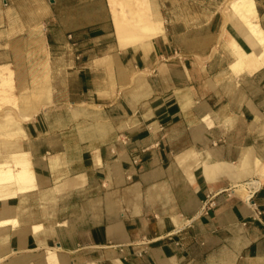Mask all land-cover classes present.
Returning a JSON list of instances; mask_svg holds the SVG:
<instances>
[{"label": "crops", "instance_id": "0c3cea01", "mask_svg": "<svg viewBox=\"0 0 264 264\" xmlns=\"http://www.w3.org/2000/svg\"><path fill=\"white\" fill-rule=\"evenodd\" d=\"M109 1L0 0V163L31 176L0 264H264L254 41L226 0H142L123 47Z\"/></svg>", "mask_w": 264, "mask_h": 264}, {"label": "bare ground", "instance_id": "6f19581e", "mask_svg": "<svg viewBox=\"0 0 264 264\" xmlns=\"http://www.w3.org/2000/svg\"><path fill=\"white\" fill-rule=\"evenodd\" d=\"M109 3L112 8L111 10L113 11L114 24H115L118 40L121 46L124 47L131 43H134L135 41L138 40L141 32L149 31L148 29L151 22L149 24L147 18L143 16L145 13V9L143 8L142 0H110ZM228 9H230V11L234 14V16L237 17V20L240 23V25L246 28L249 36L254 41V42L251 41V44L254 43V47L257 50H259V53L257 52V54L255 52L251 55H247L243 53L240 50V48L237 47V45L234 44L233 48L236 50V53L239 58L237 59L239 60L238 68L239 66L241 67L242 65H247V64L253 65L255 67L264 66V30H262L260 25L257 23L254 1L231 0ZM126 10L129 12V15L131 17L130 19L127 18ZM152 24L154 25V23ZM232 52L235 51L232 50ZM235 68L236 67L234 66L233 69L235 70ZM14 105L17 106L16 102L14 103ZM26 165H28V163ZM9 167H10L9 162L0 163V199H7L9 197L16 196V192L18 190L14 189L16 187L15 185L19 183H23L24 186V182L31 179L29 172L22 170L14 174L13 171L11 170L12 168ZM24 187L22 188V190L24 189ZM30 187L33 186L31 185Z\"/></svg>", "mask_w": 264, "mask_h": 264}, {"label": "rangeland", "instance_id": "374dc122", "mask_svg": "<svg viewBox=\"0 0 264 264\" xmlns=\"http://www.w3.org/2000/svg\"><path fill=\"white\" fill-rule=\"evenodd\" d=\"M231 0H226L225 3H224V9L225 8H229V3H230ZM180 6H183V3L180 4ZM190 6V5H189ZM15 106V105H14ZM17 107V106H16Z\"/></svg>", "mask_w": 264, "mask_h": 264}]
</instances>
